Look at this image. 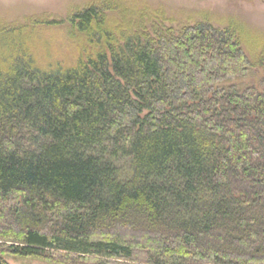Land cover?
I'll return each mask as SVG.
<instances>
[{
  "label": "trees",
  "instance_id": "1",
  "mask_svg": "<svg viewBox=\"0 0 264 264\" xmlns=\"http://www.w3.org/2000/svg\"><path fill=\"white\" fill-rule=\"evenodd\" d=\"M110 8L0 24V264H264V75L228 83L234 28Z\"/></svg>",
  "mask_w": 264,
  "mask_h": 264
},
{
  "label": "rangeland",
  "instance_id": "2",
  "mask_svg": "<svg viewBox=\"0 0 264 264\" xmlns=\"http://www.w3.org/2000/svg\"><path fill=\"white\" fill-rule=\"evenodd\" d=\"M91 5H110L112 9H105V12L111 23L120 19L123 8L131 11L134 7L146 16L148 28L152 22L159 25L161 19L155 15L158 9L172 18L165 21V25L175 29L201 20L220 29L234 28L238 41L251 60V69L246 76L228 83L239 88L253 85L259 90L263 88L264 68L259 59L264 48V0H0V24H20L32 17L62 18ZM68 36L66 29L58 27L45 30L41 38L50 41L61 56H68L74 45ZM3 258L8 264H59L6 253Z\"/></svg>",
  "mask_w": 264,
  "mask_h": 264
}]
</instances>
